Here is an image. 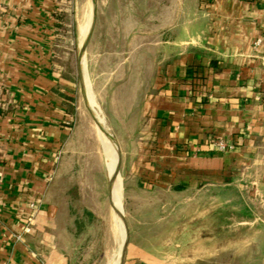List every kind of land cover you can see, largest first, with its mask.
Masks as SVG:
<instances>
[{
    "label": "crops",
    "instance_id": "1",
    "mask_svg": "<svg viewBox=\"0 0 264 264\" xmlns=\"http://www.w3.org/2000/svg\"><path fill=\"white\" fill-rule=\"evenodd\" d=\"M77 2L0 0V264H80L75 227L101 221L83 203L84 172L60 168L75 155L66 58L82 36ZM144 2L159 19L150 32L173 36L142 97L129 177L144 188L236 185L258 204L237 223H264V0ZM129 241L117 264H173Z\"/></svg>",
    "mask_w": 264,
    "mask_h": 264
},
{
    "label": "rangeland",
    "instance_id": "2",
    "mask_svg": "<svg viewBox=\"0 0 264 264\" xmlns=\"http://www.w3.org/2000/svg\"><path fill=\"white\" fill-rule=\"evenodd\" d=\"M76 5L73 31H81L82 36L80 40L77 37L66 58L67 71L76 88L75 155L62 161L60 168L84 172L83 203L94 206L101 219L95 229L98 242L91 241L79 263H116L122 248V231L117 224V203L122 197L130 238L173 264H193L198 256L207 261L205 264H213L208 262V256L214 249V239L218 264H245L247 257L246 264H264V249L260 251L264 227L251 235L236 230L230 239L218 234L214 238L216 230L220 233L219 224L227 208L243 213L258 211V204L248 194H242L238 186H217L214 191L207 187L180 190L177 185L144 188L129 177L128 151L139 136L142 97L156 69L159 45L173 35L150 32L159 19L145 17L144 0H78ZM130 13L133 17H128ZM92 22L91 36L84 46ZM108 129L115 136L121 156L118 173V152L113 141L108 166L113 171L110 173L115 193L117 187L120 189L117 201L112 193L111 200L109 196ZM61 180L62 187L71 181Z\"/></svg>",
    "mask_w": 264,
    "mask_h": 264
},
{
    "label": "trees",
    "instance_id": "3",
    "mask_svg": "<svg viewBox=\"0 0 264 264\" xmlns=\"http://www.w3.org/2000/svg\"><path fill=\"white\" fill-rule=\"evenodd\" d=\"M178 189H182L183 188V185H178L177 186ZM86 214H88L86 211L84 212ZM241 212L239 211H234L233 208H227L225 211H224V219L222 221V223L219 224L220 228H219V232L220 233H217V230L215 232V236L214 238H216V235L218 234L220 237H225L226 239H230V237H234L233 235H236V230L240 231V230H243V231H248L249 233H247L248 235H251L252 231L253 232H259L260 231V228H263L264 227V223H254L253 225H248V224H238L237 221H238V218L241 217ZM222 216V217H223ZM76 229V237L80 240V241H84L82 242V248H78V252H77V256H80L82 257L83 256V252L87 249L86 247L90 245L91 241L96 237L98 236L99 234H97V231L95 230L96 227L95 226H91V225H76L75 227ZM255 242V241H254ZM252 242L253 245H255V243ZM257 244L258 242H261V241H256ZM80 244V243H79ZM213 244L214 245V249L212 248L211 250V253L209 254L208 256V262L209 263H213V264H218V256H216L218 253H217V250H216V239H214L213 241ZM85 247V248H84ZM213 247V245H212ZM261 250L260 251H263L264 249V239L262 240V243H261ZM211 249V247L209 248ZM79 257V258H80ZM248 257L246 258V263H248ZM207 261L203 258H201V256H198L197 260H194L193 264H205Z\"/></svg>",
    "mask_w": 264,
    "mask_h": 264
},
{
    "label": "bare ground",
    "instance_id": "4",
    "mask_svg": "<svg viewBox=\"0 0 264 264\" xmlns=\"http://www.w3.org/2000/svg\"><path fill=\"white\" fill-rule=\"evenodd\" d=\"M89 29H90V26H89ZM89 29H88V31H89ZM87 31V32H88ZM86 76L85 77H87V74H85ZM87 79H88V77H87ZM94 104H96V102L94 101ZM97 112L98 113H100L101 115H102V113L100 112V111H98V109H97ZM98 127H99V129H100V131H101V133H102V136L104 137V133H103V130H102V128H101V125L100 124H98ZM108 133L110 134V132H109V129H108ZM112 149H113V140H112V138L108 135V147H107V155H106V162H107V169H108V176H109V179H110V181L113 183V185H112V190H111V193L113 194V196H114V198H115V200H116V198H117V196L120 194V189L117 187V192L115 193V186H114V181H113V178H112V176H111V173H110V171H112V170H110L109 169V166H108V158L110 157V156H112ZM111 167V166H110ZM113 172V171H112ZM112 174H116V170L114 171V173H112ZM113 175V176H114ZM117 201V200H116ZM116 203V202H115ZM114 205V204H113ZM116 205V204H115ZM117 205H118V213H117V216H118V220H117V224H118V227L120 228V230L122 231V248H121V253H122V250H123V247H124V245H125V243H126V240H127V236H126V222H125V219H124V210H123V201H122V197L120 198V200H119V202L117 203ZM115 214V213H114ZM121 253L119 252V257H118V259H117V261H116V263H118L119 261H120V258H121Z\"/></svg>",
    "mask_w": 264,
    "mask_h": 264
},
{
    "label": "water",
    "instance_id": "5",
    "mask_svg": "<svg viewBox=\"0 0 264 264\" xmlns=\"http://www.w3.org/2000/svg\"><path fill=\"white\" fill-rule=\"evenodd\" d=\"M92 27H93V22H92V26L90 27V30H89V32H88V35H87V37H86V41H85V45H84V46H86V44H87L88 41H89V38H90V36H91V32H92ZM93 117H94V116H93ZM94 119H95V118H94ZM108 135L112 138V140L114 141V143H115V145H116V148H117V152H118L117 172L120 173V161H121V156H120L119 145H118V143H117V141H116L115 136H114L113 133H110V134L108 133ZM112 185H113V183L110 181V183H109V196H110V200H111V190H112ZM125 225H126V231H127V240H126V243H125V245H124V247H123V250H122V253H121L120 263L123 261L125 255H126L127 245H128L129 240H130V231H129L128 225H127V224H125Z\"/></svg>",
    "mask_w": 264,
    "mask_h": 264
},
{
    "label": "built area",
    "instance_id": "6",
    "mask_svg": "<svg viewBox=\"0 0 264 264\" xmlns=\"http://www.w3.org/2000/svg\"><path fill=\"white\" fill-rule=\"evenodd\" d=\"M218 146H219L220 149L224 150V149L226 148L227 145H226L225 142H223V141H219ZM27 230H28V228H27Z\"/></svg>",
    "mask_w": 264,
    "mask_h": 264
}]
</instances>
